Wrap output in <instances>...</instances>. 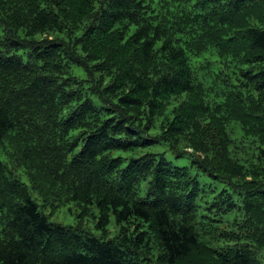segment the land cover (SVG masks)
Listing matches in <instances>:
<instances>
[{
    "label": "trees",
    "instance_id": "16d2710c",
    "mask_svg": "<svg viewBox=\"0 0 264 264\" xmlns=\"http://www.w3.org/2000/svg\"><path fill=\"white\" fill-rule=\"evenodd\" d=\"M0 148V264H264V0H0Z\"/></svg>",
    "mask_w": 264,
    "mask_h": 264
},
{
    "label": "rangeland",
    "instance_id": "374dc122",
    "mask_svg": "<svg viewBox=\"0 0 264 264\" xmlns=\"http://www.w3.org/2000/svg\"><path fill=\"white\" fill-rule=\"evenodd\" d=\"M230 128L233 130L239 129L238 132H242L240 125L237 122H231ZM183 148L191 151L193 150V148L185 144L183 145ZM153 149L157 151H165L167 158L175 162L177 161V159L174 157V154H172V152L168 149V145L164 143H159L156 144ZM0 156L5 161H7V166L15 177L19 178L21 181L27 184L30 183L25 169L23 167H19V164L15 161L9 159L8 151L3 152V149L0 148ZM181 162H185V157L179 161V163ZM31 194L32 197L39 204H41V199L37 192L31 189ZM46 213L49 214L50 209H47ZM80 213L81 209L75 203H69L61 206L60 208H57L56 211L51 214L50 221L61 224L68 228H73L78 232L84 234L85 237L93 236L98 237L100 239H105L119 235L121 225L117 223L114 215H112L110 218V222L107 226L106 232L102 228L97 226L99 216V209L97 206L92 205L90 211L83 216L80 215ZM144 253L145 256L149 258V255L146 254V251H144ZM259 256L264 261V251L260 252Z\"/></svg>",
    "mask_w": 264,
    "mask_h": 264
}]
</instances>
